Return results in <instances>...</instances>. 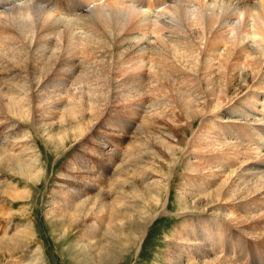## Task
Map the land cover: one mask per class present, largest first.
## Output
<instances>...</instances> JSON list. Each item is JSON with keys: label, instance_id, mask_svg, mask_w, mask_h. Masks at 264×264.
Returning <instances> with one entry per match:
<instances>
[{"label": "rangeland", "instance_id": "1", "mask_svg": "<svg viewBox=\"0 0 264 264\" xmlns=\"http://www.w3.org/2000/svg\"><path fill=\"white\" fill-rule=\"evenodd\" d=\"M96 1L87 10L97 12L96 7L106 2ZM57 4L58 0L52 6L44 4L50 20L60 16ZM152 5L156 4L142 0L140 10L156 7ZM110 9L105 7L101 15ZM88 12L74 14L78 23L67 57L79 68L61 91L54 93L53 87L28 91V87L48 75V82L53 77L56 82L64 80L63 71L56 74L58 66L53 71L55 61L47 63L48 56L59 53L56 46L64 48L63 28L51 37L55 47L40 58L43 61L37 59L27 69L19 65L13 80L0 83V264H264V126L249 123L264 115V91L257 87L264 84L262 67L247 64L252 58L248 51L237 57L234 67L227 63L221 55L231 48L228 34L205 62L208 70L200 81L193 82L191 76L174 85L159 84L154 53L163 52L165 32L156 34L154 23L148 35L131 40L148 41L145 47L149 45L153 54L146 53L142 61L112 55L104 44L103 63L83 55L88 41L103 42L84 27L92 19L84 16ZM1 14L0 26L5 21ZM247 24L253 26L252 18ZM2 38L6 40L5 35ZM84 74H89L83 80L87 84L74 86ZM223 76L234 81L226 96L216 89ZM128 78L135 79L133 89L122 85L111 94L103 86L109 79L115 88ZM151 80L155 84H149ZM211 80L215 89L208 90ZM197 84L207 90L208 107L198 108L200 117L188 120L181 109L191 102L188 88ZM156 85L159 91L152 92ZM168 86L173 90L169 92ZM86 89L109 98L92 110ZM18 96L27 97L30 105L15 114L9 103ZM73 98H82L84 107ZM149 102L164 105L163 110L159 105L157 110L150 108ZM141 125L143 132L154 136L144 139ZM162 132L173 139L169 147L158 142ZM141 145L151 154H143ZM229 188L231 195L217 197L219 192L227 195ZM111 217L112 235H108Z\"/></svg>", "mask_w": 264, "mask_h": 264}, {"label": "bare ground", "instance_id": "2", "mask_svg": "<svg viewBox=\"0 0 264 264\" xmlns=\"http://www.w3.org/2000/svg\"><path fill=\"white\" fill-rule=\"evenodd\" d=\"M54 1L55 0H33V2L29 5L28 1L23 2L22 0H0V12L3 13L1 15L5 18L4 23L0 26V53L7 52L6 55L4 54L3 57H0V83L4 84L8 81L13 80L17 76L15 75L17 74L15 73V71L16 68L19 67V65L21 68L24 67L27 69L29 68L30 64H33L37 59L39 60L42 57L46 58V55L51 52L50 50L55 47L54 41L51 40V37L53 35H56L61 30V28L64 29L63 33L61 34L64 48L62 47V49H59L60 47L58 48V46H56L59 53H57V55L54 54V56H48L47 63L55 61V64H53V71L58 66L56 74L60 73V71H63L62 74L64 80L56 82L55 77H53V79L49 80L48 82V80L46 81L45 78L49 77V75H45L46 77L44 76L45 78H43L44 81L42 83L40 82L38 84H35L31 82V85L29 84L28 88L30 89H28V91H31L33 89L45 91L47 88L53 87L54 93H57L59 90L61 91V87L64 85L65 80L70 79L75 69L77 70L79 68V65H76L77 63L73 58L67 57L70 50L73 51L74 46V42H72L71 38V32L73 26L75 28V25H77L78 23L75 15L79 11L88 12L89 10H87V6L95 3L94 1L96 0H58V4L57 6H55L56 9L58 8L60 16L58 19L50 20L52 15L44 6H52V3ZM141 1L142 0H106L103 6L96 7V10H98L97 12H94V10L92 9L91 11L86 13L87 15L84 16H87L88 18L92 17V19L89 21V23H85L84 27L87 26L88 28H90L91 30L89 31L91 32L93 30V33H95V35L100 39L102 38L103 40H101L103 42H94V40L88 41L85 45V48L87 49L84 50L83 55H85L86 58L103 61L106 58L107 52L102 53L101 50H104V44H108V47L111 48L110 51L112 52V55H121L122 58L124 56L123 59L125 60L132 59L130 61H133L137 59L138 61H142L144 60L143 56L146 53L149 54L151 52L150 54H153V51H149L151 50L149 48V45L145 47L148 41L140 44L141 42H143L142 39L137 43H132L131 40L137 39L138 34L145 36L148 35L150 32L149 27L155 23L156 28L154 29V31H156V34H160L161 31L165 32L166 34H164L165 38L163 39H165V42L163 41L164 43L161 48L163 52L159 50L158 52L154 53V56L156 57L155 60H157L154 61V70L156 69V71H154V75L158 79L157 83L160 84L162 81H167L168 83L170 82V84L174 85L173 82H177V80L179 79H185L188 81L191 76H193V82H197L202 79L201 76L206 74V71L208 70L204 69L205 62L210 61L212 59V56L217 53L219 46L222 44V40H224L228 34H232V37L229 38V40H226V42L230 44L231 48L225 50L221 56H224L225 61L227 63H232V66L234 67L236 64L235 62L238 61L237 57L241 56L240 54H242L244 51H248L247 53H251L248 58H252L247 61V64L249 65L250 63V67H262V82L264 81V0H255L257 1L255 2V4H247V2L250 0H186V2H184L185 0H149L150 3L153 2V4H156L152 5L156 7L146 11H141ZM152 6H150V8H152ZM105 7L111 8L109 10L110 12L109 14L107 13L103 15V13L101 15L102 10H104ZM159 8L161 9L159 10ZM4 18L2 17V19ZM251 18L252 23L254 22V24L250 27L247 23ZM235 21H238V23H236ZM196 29L200 31L193 33V31H195ZM251 31L253 32L251 33ZM4 35L6 36L5 41L3 40L4 38H2ZM91 44H93L96 49L88 47L92 46ZM170 44L171 46L173 45L172 49H170ZM175 44L180 45H177V47L175 48ZM11 47H13V49ZM38 49H40V51ZM96 50H98L100 54H98ZM171 56L173 60L170 62L169 59L171 58ZM40 60L43 61L44 59ZM175 63L179 64L177 65V68L174 65ZM12 65H15V67ZM178 66L182 69H178ZM53 71H50L51 74L53 73ZM88 75L84 74L83 77L81 75L79 79H77L73 83V85L81 86L87 84L84 83L85 81L83 80ZM187 77L188 79H186ZM133 79L134 78H128V81H125L124 84H121L120 86L117 85L115 88L111 86L108 79L103 82V86L105 87V89H107V92L111 94L114 93L116 89L119 90V88L123 87L122 85H124L123 88H125V86L127 88L128 86V90H130V87L132 88L134 83ZM220 79L221 82L217 78L220 85L216 87V89L226 96L232 91L234 81L232 78H227L226 76L220 77ZM212 82L213 80H211V83L206 89H215V86H211ZM153 83L155 84V81L153 80L149 82V84L151 85ZM251 84L252 83H249V86L245 87V89H243L241 93L248 90ZM200 85L201 84H197L196 87L191 86L190 89L188 88L191 102L189 103V105H183V109H181V111H184L188 116V120H195L200 117V115L197 114L198 108L201 109L203 107L204 109H207L208 107L207 105L209 100L206 99L207 90L205 88H202ZM171 87L168 86L166 89H168V91L173 90ZM257 87L264 91V84L262 86L258 85ZM154 88L155 89L152 90V92L159 91V85H156ZM76 89L78 90L79 88L76 87ZM97 91L92 89L87 90V93L89 94L88 96L90 97L88 99V102H91V104L93 103L92 110L93 108H99L100 104L107 101L109 98L107 93L106 96L105 93L98 94ZM24 93L25 95L29 94V92H27V94L26 92H23V94ZM22 95L20 96L22 97ZM100 95L103 99H100ZM20 96L10 99L9 107L15 114H18L19 111L27 109L30 105V100H25V98L27 99V97H29L28 95L25 98H19ZM73 100L78 106L84 107V105H82V98H73ZM144 101L145 102H143V105L148 102L146 99ZM197 103L199 104L198 107L196 106ZM149 104L151 105L152 103L149 102ZM150 105L149 107L156 108L155 110L158 109V105L161 106L159 109H162V107H164V105L162 106V104ZM168 105L165 104V107L167 108ZM69 107L70 109H72L73 114H75L73 110L74 108L71 105H69ZM70 109H68V111ZM85 109L88 108L85 107ZM251 121H254L253 123H259V125L264 126V115L260 120H250L249 123H251ZM131 126H133V124H131ZM142 127L144 128V126ZM139 129L140 133L142 134L141 136H143L144 139L148 138L149 136H154L150 132V134L143 132L145 128ZM149 131L151 130L149 129ZM262 131V136L264 137V130ZM78 134L81 135L79 132ZM158 135V142L165 148L169 147L167 145L173 140L172 137H170L165 132H162ZM1 142L3 141L0 138V143ZM144 146L145 145H141L142 149L146 150L143 151V154H151L149 153V148L147 149ZM167 151L173 153L172 148H167ZM21 157H23V155ZM139 160L141 161L144 159H142V157L140 156ZM148 160H151V158H149ZM231 193H233V188H229L227 195H222L221 192H219L217 197L226 198L228 195H231ZM85 220L83 221V223L87 222ZM109 221L110 222L107 226V234L112 235V217L109 219ZM77 228H79V225L77 226ZM219 235L222 236V234ZM212 241H209L207 245H212ZM203 242H205V240ZM228 243L229 242H227V244ZM102 245L105 244L103 243ZM225 248L229 249L228 246ZM103 259L104 260L99 258V261H107L106 258Z\"/></svg>", "mask_w": 264, "mask_h": 264}]
</instances>
